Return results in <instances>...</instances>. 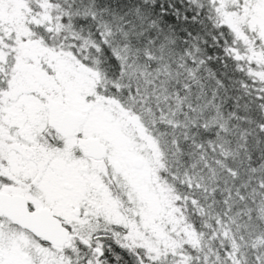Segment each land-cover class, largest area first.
<instances>
[{
  "label": "snow or ice",
  "instance_id": "1",
  "mask_svg": "<svg viewBox=\"0 0 264 264\" xmlns=\"http://www.w3.org/2000/svg\"><path fill=\"white\" fill-rule=\"evenodd\" d=\"M0 264H264V0H0Z\"/></svg>",
  "mask_w": 264,
  "mask_h": 264
}]
</instances>
